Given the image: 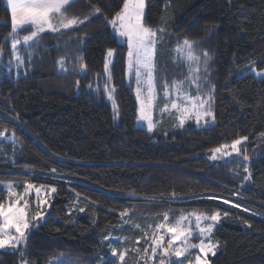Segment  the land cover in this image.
I'll use <instances>...</instances> for the list:
<instances>
[{"label":"trees","instance_id":"obj_1","mask_svg":"<svg viewBox=\"0 0 264 264\" xmlns=\"http://www.w3.org/2000/svg\"><path fill=\"white\" fill-rule=\"evenodd\" d=\"M169 3L171 36L158 68L169 81L181 79L186 68L173 65L171 48L185 37L204 38L211 29V38L201 47L214 54L211 81L216 85V123L202 128L189 122L165 135L162 130L149 133L137 125L135 84H129L125 75L127 49L117 48L110 26L102 19L93 17L92 23L81 27L77 36L84 37L82 47L72 43L65 48L69 41L58 44L54 34H44L31 61L21 47L25 63L16 68L11 40L6 41L11 31L10 10L0 0V130L6 128V135L14 131L18 137L14 145L0 141V180L18 182L31 176L36 184L58 189L46 221L29 240L25 257L29 264H48L59 253L65 254L64 264H114L109 243L143 249L147 246L143 233L120 219L119 213L126 208L132 210L133 222L145 228L158 223L169 210L174 216L227 211L213 234L219 247L215 256L209 254L210 264H264V137L260 136L264 133V78L239 79L250 61H255L258 70L264 69V0H148L150 26L160 25ZM90 4L111 18L122 0H79L69 15L83 18L91 12ZM30 31L20 30V35ZM108 48H117L111 71L118 119L113 118L112 104L103 92L95 91L104 83ZM66 53L83 54L87 75L59 71L57 61ZM3 60L6 64L12 60L11 75ZM74 65V60L66 61L67 67ZM17 115L19 119H13ZM241 136H248L251 182H243L246 174L238 158H227L226 163L206 157L210 149ZM52 168H57V174H51ZM173 191L178 194L175 201L156 203L169 199ZM77 192L85 212L76 209L69 216ZM225 198L229 204L222 203ZM232 203L239 207L233 208ZM109 233L129 240L101 243ZM137 236L141 237L138 245ZM136 256L130 251L126 264H136ZM0 264H18V257L0 250Z\"/></svg>","mask_w":264,"mask_h":264},{"label":"snow or ice","instance_id":"obj_2","mask_svg":"<svg viewBox=\"0 0 264 264\" xmlns=\"http://www.w3.org/2000/svg\"><path fill=\"white\" fill-rule=\"evenodd\" d=\"M79 0H6L10 10L11 31L8 38L11 40V57L16 62V68L24 66V57L21 55V47L27 52L28 60L33 57V49L39 47L44 41V34H54L57 41L67 40L65 48L76 43L83 46V36H77L82 26L92 23L93 17L102 19L106 26L112 29V38L117 43V48L126 46L125 75L129 84L134 82L135 100L137 104V123L146 126L149 133H155L166 115L174 120L173 128L183 129L188 122H194L198 127L207 128L215 125V95L216 85L211 81V63L214 54L201 45L205 39L211 38L212 30L205 33L204 38L190 39L185 37L177 40L171 48V62L174 66H183L186 73L181 79L169 81L164 75V70L158 68L161 57L165 54L167 39L171 33L168 31L167 9L170 3L165 5V15L161 17V23L152 27L147 20L148 0H122V6L109 18L102 13L101 7L90 4L91 12L80 18L69 15L73 5ZM31 31L27 35H20V30ZM67 34V35H66ZM117 48H108L104 58V83L102 89L98 84L95 91H102L105 98L111 102L113 118H119V106L116 101V86L113 83L112 67ZM3 56V48L0 47V57ZM74 60L73 67H67L66 61ZM58 69L65 74H75L77 71L87 75V64L82 53L75 55L66 53L57 61ZM8 73L12 72V60L3 65ZM247 71H242L239 79L248 75L255 78H264V69H257L255 61H250L246 66ZM27 75V73H25ZM19 73H17V76ZM99 77V74H97ZM77 89L80 87L76 81ZM89 89L92 85L87 86ZM159 113L160 119L154 115ZM19 119V116L13 117ZM7 129L0 130V138L11 141L13 145L18 142V137L13 131L6 135ZM167 135V133H165ZM264 137V133L260 134ZM248 136L233 139L230 144H221L210 149L208 159L211 161L225 160L236 157L242 165L243 182L252 181L250 164L252 157L248 154L245 142ZM15 155V149H13ZM51 174H57V168L51 169ZM239 175V173H236ZM34 177H27L22 181H9L6 184L0 182V192H5L0 197V250H9L12 255H17L18 264H29L25 258L28 243L34 230L43 226L46 221L47 209L51 207V200L58 194L55 186L31 182ZM22 187V191L17 189ZM34 194V196H33ZM80 193H76L77 201L69 206L68 215L78 209L80 213L85 208L79 206ZM131 195H135L132 193ZM29 197L33 200L30 202ZM178 198L173 191L169 199L161 198L156 203H172ZM147 199V197H145ZM206 199H221L208 196ZM155 200V198H153ZM223 204H229L228 199H222ZM233 208L239 207L232 203ZM247 211V209H245ZM131 209H124L119 213L123 225H131L132 228L143 233L146 247L143 249L133 247L118 248L112 243L107 245L111 257L116 258L114 264H126L129 252H134L136 264H210L209 254L216 255L219 242L213 240L216 226L221 222V213L191 211L174 216L172 212L165 211L160 216L158 223L148 224L142 227L134 223L130 215ZM224 217L228 212L223 213ZM247 223V222H245ZM251 228L252 225L248 224ZM151 233V234H149ZM141 237L137 236L135 244L140 243ZM119 240L121 243L129 240L128 236L112 237L111 233L103 236V241ZM195 254L193 250H197ZM64 253H59L49 259L48 264H64ZM183 258V259H181Z\"/></svg>","mask_w":264,"mask_h":264},{"label":"rangeland","instance_id":"obj_3","mask_svg":"<svg viewBox=\"0 0 264 264\" xmlns=\"http://www.w3.org/2000/svg\"><path fill=\"white\" fill-rule=\"evenodd\" d=\"M112 30V29H111ZM116 56V55H115ZM114 59H115V57H114ZM9 61V60H8ZM13 61H15V60H13ZM2 64L3 65H5L6 64V62H5V60H3L2 61ZM8 73V72H7ZM10 75L12 74V72L11 73H9ZM166 117V118H165ZM154 118L155 119H160V116H159V113L157 112L155 115H154ZM191 122V121H190ZM173 123H174V120L173 119H171V118H169L168 116H164L163 117V119H162V123L160 124V126L158 127V131H161L162 130V132H164V134L165 133H167V135H169V134H172L173 133V131L175 130V129H178V128H173ZM189 124V122L185 125V127H187V125ZM137 125L138 126H141V127H144V128H146V126H144L143 124H141V123H137ZM195 126L196 127H198L196 124H195ZM8 132H6V134H7ZM0 141H8V140H4V139H2V138H0ZM245 146L247 147V143L245 142ZM248 154H250V152H248ZM210 155V151L209 152H207L206 153V157H208ZM0 182H3V183H7V182H9V181H5V180H0ZM32 182V181H31ZM33 183H35V182H33ZM37 185H39V184H37ZM46 185V184H45ZM49 185V184H48ZM49 186H54V185H49ZM18 191H22V187H20V188H18L17 189ZM6 195V193L5 192H0V197H4ZM33 196H34V194H33ZM29 199H30V202H32V200H33V198L32 197H29ZM51 205H52V200H51ZM51 208V207H50ZM50 208H48L47 209V214H48V212H49V210H50ZM198 212V211H197ZM224 218V216H223V214L221 213V220ZM196 252H198V249L197 250H193V253L195 254ZM181 259H183V258H181Z\"/></svg>","mask_w":264,"mask_h":264},{"label":"crops","instance_id":"obj_4","mask_svg":"<svg viewBox=\"0 0 264 264\" xmlns=\"http://www.w3.org/2000/svg\"><path fill=\"white\" fill-rule=\"evenodd\" d=\"M5 3H6V0H5ZM6 5H7V4H6ZM29 28H30V27H29ZM29 33H30V32H29ZM29 33H28V34H29Z\"/></svg>","mask_w":264,"mask_h":264}]
</instances>
